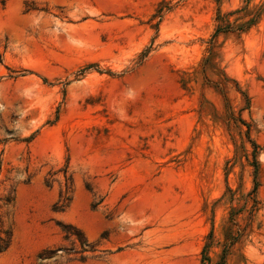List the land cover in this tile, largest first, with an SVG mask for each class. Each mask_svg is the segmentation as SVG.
<instances>
[{"label": "rangeland", "instance_id": "374dc122", "mask_svg": "<svg viewBox=\"0 0 264 264\" xmlns=\"http://www.w3.org/2000/svg\"><path fill=\"white\" fill-rule=\"evenodd\" d=\"M150 1L0 0V264H264V0Z\"/></svg>", "mask_w": 264, "mask_h": 264}, {"label": "crops", "instance_id": "0c3cea01", "mask_svg": "<svg viewBox=\"0 0 264 264\" xmlns=\"http://www.w3.org/2000/svg\"><path fill=\"white\" fill-rule=\"evenodd\" d=\"M170 0H151L150 1V5L153 7V9L156 8V6L165 3V2H169Z\"/></svg>", "mask_w": 264, "mask_h": 264}, {"label": "trees", "instance_id": "16d2710c", "mask_svg": "<svg viewBox=\"0 0 264 264\" xmlns=\"http://www.w3.org/2000/svg\"><path fill=\"white\" fill-rule=\"evenodd\" d=\"M7 245H8V244H6V246H5V247H7Z\"/></svg>", "mask_w": 264, "mask_h": 264}]
</instances>
